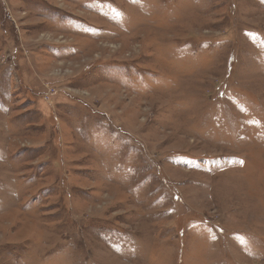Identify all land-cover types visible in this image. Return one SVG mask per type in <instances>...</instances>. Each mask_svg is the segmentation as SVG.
Here are the masks:
<instances>
[{
    "label": "rangeland",
    "instance_id": "obj_1",
    "mask_svg": "<svg viewBox=\"0 0 264 264\" xmlns=\"http://www.w3.org/2000/svg\"><path fill=\"white\" fill-rule=\"evenodd\" d=\"M0 264H264V0H0Z\"/></svg>",
    "mask_w": 264,
    "mask_h": 264
}]
</instances>
